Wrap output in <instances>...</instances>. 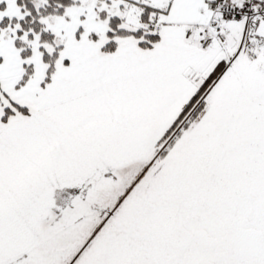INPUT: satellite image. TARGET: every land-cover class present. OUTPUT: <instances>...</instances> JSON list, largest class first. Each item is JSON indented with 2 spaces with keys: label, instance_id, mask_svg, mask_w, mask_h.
<instances>
[{
  "label": "snow or ice",
  "instance_id": "obj_1",
  "mask_svg": "<svg viewBox=\"0 0 264 264\" xmlns=\"http://www.w3.org/2000/svg\"><path fill=\"white\" fill-rule=\"evenodd\" d=\"M0 264H264V0H0Z\"/></svg>",
  "mask_w": 264,
  "mask_h": 264
}]
</instances>
